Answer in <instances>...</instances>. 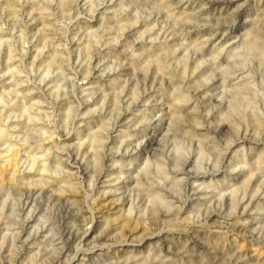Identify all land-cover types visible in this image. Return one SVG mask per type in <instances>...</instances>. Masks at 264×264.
I'll return each mask as SVG.
<instances>
[{
  "label": "rangeland",
  "instance_id": "obj_1",
  "mask_svg": "<svg viewBox=\"0 0 264 264\" xmlns=\"http://www.w3.org/2000/svg\"><path fill=\"white\" fill-rule=\"evenodd\" d=\"M0 111V264H264V0H0Z\"/></svg>",
  "mask_w": 264,
  "mask_h": 264
},
{
  "label": "bare ground",
  "instance_id": "obj_2",
  "mask_svg": "<svg viewBox=\"0 0 264 264\" xmlns=\"http://www.w3.org/2000/svg\"><path fill=\"white\" fill-rule=\"evenodd\" d=\"M40 13L43 15V14H45L44 13V8H40ZM38 14H39V12H38ZM119 17V16H118ZM44 20V19H43ZM116 20V19H115ZM124 21H123V19L122 18H118L117 19V27L119 28V29H122L123 27H124ZM156 57V56H155ZM153 58V60H157L158 58L156 57V58ZM98 62V61H97ZM149 62H151V60L150 59H147L146 60V64H148ZM163 67V65L160 63L159 64V68H162ZM8 102V101H7ZM8 104V103H7ZM24 109H25V111L26 110H28L30 107H29V105H27V104H24L23 106H22ZM1 112V111H0ZM11 125H13V124H11ZM15 126V125H14ZM13 127V126H12ZM39 129V128H38ZM8 133H9V130H8V124L7 123H5L3 120H2V118H1V116H0V138H4V137H6L7 135H8ZM10 135V134H9ZM16 135V134H15ZM12 136V135H11ZM146 137V136H145ZM152 137V136H151ZM14 138V137H13ZM20 138V137H19ZM26 138V137H25ZM148 138V137H147ZM100 138L97 136V135H95V134H93V136H92V146L94 147V149L96 150L97 149V147L100 145ZM145 141V140H144ZM4 142V141H3ZM110 142V141H109ZM146 142V141H145ZM107 143V142H106ZM112 143V142H111ZM26 143L24 142V141H21V140H17V141H13V142H9V144L7 145V147L6 148H4V149H0V159L2 158L4 161H8L7 163H5V165H8V163H10V162H12V160H14L16 157H17V154H16V150H17V148L16 147H19V146H22V145H25ZM105 144V143H104ZM133 144H135V143H133ZM138 144V143H137ZM146 144V143H145ZM149 144V143H148ZM3 145H4V143H3ZM124 145V144H123ZM106 146V145H105ZM132 146V145H131ZM36 149H39L40 148V146L39 145H36V146H34ZM16 148V149H15ZM21 148V147H20ZM113 148V147H112ZM134 148H136V147H134ZM133 148V149H134ZM140 148V147H139ZM144 148H145V146H144ZM43 149H45L44 147H43ZM80 149V148H79ZM109 149V148H108ZM146 149H147V147H146ZM20 150V149H19ZM107 150V149H106ZM144 150V149H143ZM136 151V150H135ZM135 151H134V154H135ZM20 152V151H19ZM48 152V151H47ZM131 152V151H130ZM133 152V151H132ZM143 152V151H142ZM141 152V153H142ZM21 153V152H20ZM28 153V152H27ZM71 153H74V152H71ZM75 153H76V151H75ZM80 154V150H79V153H78V155ZM105 154V153H104ZM146 154V153H145ZM22 155V154H21ZM64 155V154H63ZM123 155V154H122ZM131 155V154H130ZM133 155V154H132ZM138 155V154H137ZM140 155V154H139ZM28 156H29V154H28ZM31 156V155H30ZM30 156H29V158H30ZM74 156V155H73ZM20 157V156H19ZM60 157V156H59ZM79 157V156H78ZM116 157V156H115ZM128 157V156H127ZM18 158V157H17ZM49 158H51V157H49ZM80 158V157H79ZM79 158L77 159V160H79ZM106 158H107V156H106ZM105 158V159H106ZM110 158V157H109ZM113 159V158H112ZM120 159H121V157H120ZM144 159H145V157H144ZM38 160V159H37ZM61 160V159H60ZM113 160H115V159H113ZM146 160H147V158H146ZM25 161H26V159H25ZM28 161V160H27ZM39 161V160H38ZM38 161H36V162H38ZM41 161V160H40ZM69 161V160H68ZM76 161V160H75ZM104 161V160H103ZM109 161V160H108ZM111 161V160H110ZM149 161V160H148ZM21 162V161H20ZM47 162V161H46ZM45 162V163H46ZM50 162V161H49ZM114 162V161H113ZM27 164H28V162H26ZM79 163V162H78ZM104 163V162H103ZM105 163H106V161H105ZM50 164V163H49ZM109 164V163H108ZM11 165V164H10ZM16 165H18V163L16 164ZM30 166V165H29ZM4 167V166H3ZM2 167V168H3ZM13 167V166H12ZM71 167V166H70ZM10 168H11V166H10ZM16 168V167H15ZM32 168V167H31ZM65 168V167H64ZM74 168V167H73ZM105 168V167H104ZM121 168V167H120ZM47 169V167H46V165L45 164H42V166H40L39 167V170H41V171H45ZM72 169V168H71ZM31 170V169H30ZM82 170V169H81ZM101 170V169H100ZM120 170V169H119ZM118 171V170H117ZM122 171V170H121ZM31 172V171H30ZM65 172V171H64ZM105 172V171H104ZM22 173V172H21ZM23 173H25V172H23ZM66 173V172H65ZM106 173V172H105ZM116 173V172H115ZM27 174H28V172H27ZM33 175V174H32ZM104 175V174H103ZM34 176V175H33ZM38 176V175H37ZM80 176V175H79ZM86 176V175H85ZM111 176V175H110ZM125 176V175H124ZM128 176V175H127ZM15 177V176H14ZM24 177V176H23ZM87 177V176H86ZM98 177V176H97ZM101 177V176H100ZM133 176H131V178H132ZM111 178H112V176H111ZM20 179V178H19ZM42 179V178H41ZM120 179V178H119ZM124 179H125V177H124ZM20 180H22V179H20ZM82 180V179H81ZM85 180V179H84ZM83 180V181H84ZM99 180V179H98ZM97 180V181H98ZM106 180V179H105ZM112 180V179H111ZM110 180V181H111ZM132 180V179H131ZM29 181V180H28ZM100 181H101V179H100ZM81 182V181H80ZM93 182V181H92ZM107 182H109V181H107ZM115 182V181H114ZM117 182V181H116ZM126 182H127V180H126ZM137 182V181H136ZM103 183V182H102ZM128 183V182H127ZM92 184H94V182L92 183ZM108 184V183H107ZM122 184H123V182H122ZM95 185V184H94ZM93 185V186H94ZM97 185V184H96ZM95 185V186H96ZM104 185H105V183H104ZM109 185V184H108ZM112 185V184H111ZM117 185V184H116ZM130 185V184H129ZM103 186V185H102ZM64 187H65V185H64ZM67 187V186H66ZM65 187V188H66ZM99 187H101V186H99ZM114 187V186H113ZM33 188V187H32ZM31 188V189H32ZM59 189L61 188V187H58ZM95 188V187H94ZM96 188H98V187H96ZM102 188V187H101ZM88 189V188H87ZM114 189H115V187H114ZM27 190V189H26ZM66 190V189H65ZM99 190V189H98ZM90 191H91V189H90ZM97 191V190H96ZM95 191V192H96ZM27 192H29V193H31L30 191H29V189L27 190ZM102 192H103V189H102ZM107 192V191H106ZM114 192V191H113ZM28 193V194H29ZM33 193V192H32ZM35 193H36V191H35ZM110 193H112V192H110ZM37 194V193H36ZM35 194V195H36ZM88 194V193H87ZM109 194V193H108ZM116 194H119V193H116ZM33 195V194H32ZM95 195H97V194H95ZM101 195V194H100ZM106 195V194H105ZM112 195H113V193H112ZM123 196V195H122ZM158 195H156V197H157ZM91 197H92V195H91ZM104 197V196H103ZM110 197V196H109ZM30 198H31V196H30ZM105 198V197H104ZM108 198V197H107ZM116 198V197H115ZM122 198V197H121ZM121 198H120V200H121ZM125 199V198H124ZM105 200H106V198H105ZM115 200V199H114ZM88 201H90V200H88ZM99 201V200H98ZM110 201V200H109ZM113 201V200H112ZM123 201V200H122ZM27 202V201H26ZM100 202H103V201H100ZM123 202H125V201H123ZM28 203V202H27ZM112 203V202H111ZM122 203V202H121ZM120 203V204H121ZM126 203H127V201H126ZM94 204V203H93ZM97 204V203H96ZM115 204V203H114ZM118 204V203H117ZM116 204V205H117ZM119 204V205H120ZM116 205H114V206H116ZM96 206V205H95ZM94 206V207H95ZM25 207H26V205H25ZM124 208V207H123ZM119 209V208H118ZM117 209V210H118ZM134 209V208H133ZM94 211V210H93ZM136 211V210H135ZM134 213V212H133ZM95 221V220H94ZM93 224V223H92ZM95 226V225H94ZM94 228V227H93ZM88 230H90V227L89 228H87V231ZM93 230V229H92ZM85 232V231H84ZM90 236V235H89ZM91 237V236H90ZM84 239V238H83ZM125 240V239H124ZM123 240V241H124ZM86 241V240H85ZM26 242V241H25ZM87 244V243H86ZM79 248V247H78ZM77 250V249H76ZM80 250V249H79ZM76 252V251H75ZM108 253V252H107ZM79 254V253H78ZM86 254V253H85ZM77 256V255H76ZM100 256V255H99ZM99 256H97V257H99ZM103 256V255H102ZM121 256V255H120ZM79 257V256H78ZM101 257V256H100ZM114 258V257H113ZM78 259V258H77ZM110 259H112V258H110ZM115 259V258H114ZM113 259V260H114ZM118 259V258H117ZM82 260V259H81ZM70 261V260H69ZM79 261V260H78ZM121 261V260H120ZM71 263V262H70ZM120 263V262H119ZM118 263V264H119ZM121 263H123V262H121ZM120 263V264H121ZM76 264V263H75ZM116 264V263H115ZM127 264V263H126Z\"/></svg>",
  "mask_w": 264,
  "mask_h": 264
}]
</instances>
